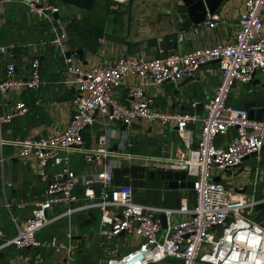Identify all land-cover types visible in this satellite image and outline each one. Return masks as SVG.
<instances>
[{
    "label": "built area",
    "instance_id": "obj_1",
    "mask_svg": "<svg viewBox=\"0 0 264 264\" xmlns=\"http://www.w3.org/2000/svg\"><path fill=\"white\" fill-rule=\"evenodd\" d=\"M11 0H0L8 2ZM125 0H110L117 8ZM28 10L43 19L51 34L50 42L64 53L67 30L56 15L57 6L51 0H25ZM264 0H245L239 14L235 39L228 43L197 47L186 51L171 50L152 58L124 53L112 61H100L86 67L72 56H64L65 77L72 85L75 109L67 126L52 135L4 138L0 133V147L11 144L19 147L20 154L35 159L36 173L43 184L30 214L18 221L12 214L14 200L4 198L16 233L9 237L0 227V250L8 245L17 248L38 246L36 233L61 217H72L97 210L98 233L107 239L105 264H152L166 258L173 264H264V220L251 216L258 199L247 192L232 193L221 180H214L212 169L232 168L255 151L264 147V121L249 118L247 108L228 102L236 82L249 83L256 71L264 70ZM218 16L213 14L202 23L214 26ZM182 32L178 38L181 39ZM14 43L0 45L6 57L5 69L0 79V93L25 87L38 89L45 80L40 73L37 56L29 60L30 73L17 77L13 59ZM215 61L221 72L215 91L202 101L204 113L188 110H165L154 106V98L139 84L126 87L122 101L111 94L113 87L131 73L150 77L155 83L179 80L191 75L202 64ZM198 101L192 102V105ZM28 111L23 100H16L9 111H0V128L15 117ZM104 119L103 129L93 134L89 144L84 131L96 116ZM157 120L161 126L174 130L178 144L173 151L163 145L158 154L129 153L126 147L133 144L126 133H115L107 123L129 125L136 119ZM199 123V136L195 123ZM231 130L227 141L218 142L219 136ZM112 138H117L112 148ZM1 149V148H0ZM79 154L86 162L100 165L95 171L79 174L72 167V156ZM0 153V164L4 161ZM127 159L142 162L155 168L159 166L181 168L186 178L192 179L194 202L177 207H167L138 201L135 198L132 177L115 181L114 170ZM56 166L50 171L48 165ZM163 164V165H162ZM11 182L0 180L4 192ZM20 201L18 206H23ZM61 209L49 215V207ZM189 215L171 222L173 213ZM160 213L166 215L163 228ZM120 234H137L141 241L133 248L121 250L115 237ZM57 239L46 240L56 245Z\"/></svg>",
    "mask_w": 264,
    "mask_h": 264
},
{
    "label": "crops",
    "instance_id": "obj_2",
    "mask_svg": "<svg viewBox=\"0 0 264 264\" xmlns=\"http://www.w3.org/2000/svg\"><path fill=\"white\" fill-rule=\"evenodd\" d=\"M57 6V15L62 19L66 30L64 53L53 42L51 34L43 19L28 10L25 0L0 2V45L14 43L13 59L16 63L17 77H27L30 73L29 60L37 56L40 60V73L45 83L38 89L20 87L12 89L5 95L0 93V111H9L16 100H23L28 111L15 117L11 122L1 126L4 138L52 135L63 130L75 109L72 100L74 88L63 81L65 77L64 56H68L89 67L100 61H112L124 53H134L139 57L152 58L171 50L186 51L216 43H228L235 39L239 14L245 0H223L213 12L198 22H192L188 15L182 16L174 9L172 1L167 0H125L117 8L110 6V0H94L88 9L68 4L60 0H51ZM216 14L214 26L203 24L204 20ZM264 17V7L262 11ZM182 32L181 39L178 38ZM81 49V56L75 52ZM6 57L0 53V79L4 74ZM221 72L215 61L202 64L191 75L179 80L162 83L153 82L150 77H140L136 73L127 74L118 87L111 89V94L125 99L126 87L139 84L154 98V106L165 110H188L203 114L202 101L216 89ZM264 82V70L256 71L249 83L236 82L231 89L228 102L235 106L253 98V90ZM197 100L198 103L192 105ZM254 119V118H253ZM104 119L97 115L94 123L84 131V138L89 144L93 134L103 129ZM115 133H126L133 144L125 148L129 153L152 155L158 154L163 145L173 151L178 139L173 129L161 126L157 120L136 119L125 125L118 122L107 123ZM195 135L199 136V123H195ZM231 130L217 138L218 142L227 141ZM117 138H112V148ZM0 153L5 158L0 164V180L11 182L4 192L0 190V227L11 237L16 233L10 212L4 206V198L14 200L12 214L18 221L30 214L34 202L38 199L43 184L36 173L35 159L30 155L20 154V149L11 144H3ZM72 156V167L79 174L95 171L100 165L86 162L80 155ZM163 165V164H162ZM124 166H142L146 173L135 185V198L138 201L177 207L182 202L193 204L190 196L192 189L164 187L161 179L150 178L148 169L152 168L142 162L124 160ZM164 167V166H159ZM165 168H168L167 166ZM53 171L55 165L49 164ZM117 169V168H116ZM115 174V170H114ZM127 177V175H126ZM212 177L223 181L232 193L247 192L258 199L251 216L264 220V147L259 154H248L235 168L214 166ZM20 201L23 206H18ZM260 204V205H259ZM61 209L60 205L49 207L47 213L53 214ZM80 223L87 216L76 214L61 217L47 226L37 238L38 246L17 248L8 245L0 250V264H100L107 254L108 240L89 227L97 220ZM88 215V213H87ZM186 212L170 215L169 220L187 217ZM51 237L58 241L56 245L45 243ZM120 249L125 251L135 247L141 237L137 234H120L115 237ZM174 259L166 258L152 264H173Z\"/></svg>",
    "mask_w": 264,
    "mask_h": 264
},
{
    "label": "water",
    "instance_id": "obj_3",
    "mask_svg": "<svg viewBox=\"0 0 264 264\" xmlns=\"http://www.w3.org/2000/svg\"><path fill=\"white\" fill-rule=\"evenodd\" d=\"M62 2L76 5L85 9L92 6L94 0H60ZM172 1L174 9L182 16L188 15L192 22H198L206 17L207 12L213 13L223 0H167ZM57 15V14H56ZM75 52L81 56V49H76ZM70 51H66L68 56ZM253 98L244 103L247 108L249 118L264 121V82L260 83L256 89L253 90ZM250 154H256L255 151ZM247 156V155H246ZM239 164L232 166V169ZM148 176L150 178L161 179L164 187L169 188H187L192 189V179L186 178L185 171L181 168H165L155 167L148 169ZM218 180V178H213ZM260 205V204H259ZM162 227H166V215L160 213ZM96 216L92 210L88 211V216L80 221V223H88L95 219Z\"/></svg>",
    "mask_w": 264,
    "mask_h": 264
},
{
    "label": "trees",
    "instance_id": "obj_4",
    "mask_svg": "<svg viewBox=\"0 0 264 264\" xmlns=\"http://www.w3.org/2000/svg\"><path fill=\"white\" fill-rule=\"evenodd\" d=\"M145 173H146V170L142 166H131V167L124 166L122 168L115 169V181H117V182L127 181L128 179H127L126 175H128V174H130L134 178L133 180H135L136 178H138V180H140V177H143L145 175ZM133 182H135V181H133ZM136 183L137 182H135V184ZM193 196H195L194 192H193ZM193 201H194V198H193Z\"/></svg>",
    "mask_w": 264,
    "mask_h": 264
},
{
    "label": "rangeland",
    "instance_id": "obj_5",
    "mask_svg": "<svg viewBox=\"0 0 264 264\" xmlns=\"http://www.w3.org/2000/svg\"><path fill=\"white\" fill-rule=\"evenodd\" d=\"M74 155H76L75 157H77L79 154H74ZM134 181L138 183L139 180H138V178H136ZM137 183H136V184H137ZM136 184H135V185H136ZM227 188H230V187H227ZM193 198H194V196H193V194H191V196H190V201L193 202ZM95 211H96L97 214H98V211H97L96 209H95ZM98 225H99V223H98V218H97V220L94 221V222H92V224H90L89 227H90V228L92 229V231L95 233L96 230L98 229ZM48 227H49V226H47L46 228H43L42 231H45L46 229H48ZM41 229H42V228H41ZM41 229H40V230H41ZM40 230L37 231L36 236L39 235ZM102 259L104 260V262L102 261V262H100V264H105L106 256L104 255V257H102Z\"/></svg>",
    "mask_w": 264,
    "mask_h": 264
}]
</instances>
